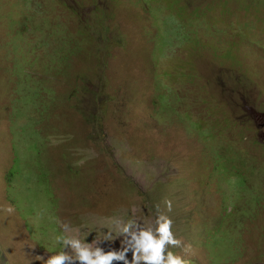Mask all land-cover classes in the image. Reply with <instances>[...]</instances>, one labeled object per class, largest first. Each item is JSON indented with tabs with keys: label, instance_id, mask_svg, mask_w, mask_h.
<instances>
[{
	"label": "rangeland",
	"instance_id": "1",
	"mask_svg": "<svg viewBox=\"0 0 264 264\" xmlns=\"http://www.w3.org/2000/svg\"><path fill=\"white\" fill-rule=\"evenodd\" d=\"M63 1L0 0L3 264L156 205L190 264H264V0H79L96 33L61 55L83 27Z\"/></svg>",
	"mask_w": 264,
	"mask_h": 264
},
{
	"label": "clouds",
	"instance_id": "2",
	"mask_svg": "<svg viewBox=\"0 0 264 264\" xmlns=\"http://www.w3.org/2000/svg\"><path fill=\"white\" fill-rule=\"evenodd\" d=\"M39 149V146H38ZM167 212L172 211V201H163ZM156 214L150 224L138 222L135 219H114L110 230L103 233L102 240L93 239L91 243L81 240L78 235L61 234L56 242L62 251L54 255H37L36 259L43 264H190L184 256L178 255L171 249L180 248L187 255L192 251L190 244L185 245L177 239L172 231L173 221L156 205ZM8 214L14 212L12 206L3 208ZM62 233L77 231L68 223H60ZM120 240L119 250L105 251L100 245L104 242L111 244ZM131 253V259L128 254Z\"/></svg>",
	"mask_w": 264,
	"mask_h": 264
},
{
	"label": "trees",
	"instance_id": "3",
	"mask_svg": "<svg viewBox=\"0 0 264 264\" xmlns=\"http://www.w3.org/2000/svg\"><path fill=\"white\" fill-rule=\"evenodd\" d=\"M66 5H68V6H70L71 7V9H72V11H73V13H74V15L76 16V18L78 19V21L80 22V25H82L83 27L81 28V29H79L78 30V37H77V39L75 38V39H72L71 38V36H68V35H65V36H62L61 38H60V43H61V45H62V50H61V52H59V53H61V55L62 54H66V53H70V54H72L73 53V51L72 50H66L65 48H68L67 47V45H70V46H72V47H74V49L76 50V49H78V47H77V44H76V41L77 40H81L82 38L81 37H85V36H87V35H90L91 33H96V30L94 29V28H92V29H90V26H91V20H90V18H87V17H85L84 15H83V13L80 11V6H82V3L79 1V0H64L63 1ZM175 2H173L172 0H169V5L170 6H176V4H174ZM177 3H181V1L180 2H177ZM183 9L184 8H180V12L182 13V11H183ZM185 10V13L187 12V10L186 9H184ZM196 10V12L198 13V9L196 8L195 9ZM196 15H198V14H196ZM106 17V16H105ZM104 16H100L99 18H105ZM176 25V24H175ZM168 33V32H167ZM166 33V34H167ZM166 34H164V35H161L160 36V43H162V44H164V43H171L172 41H173V39L174 40H176V41H178V42H181V41H183V40H185V39H181V38H177V35L176 34H174L173 36H172V38L170 39L169 37H166V38H164V40H163V37H165L166 36ZM97 35L98 36H95V35H93L92 36V39L93 38H97V37H101V39H105L106 37H102L103 36V34L101 33V32H98L97 33ZM81 36V37H80ZM40 42H42V41H40ZM173 43V42H172ZM171 46H172V44H171ZM79 51H81V49H79ZM64 57H65V55H64ZM87 92L88 93H90L91 95H96L97 94V91H90L89 89L87 90ZM79 105V104H78ZM41 148L39 147V149H38V153H40L41 151ZM18 156H17V159H21V155H20V153L18 152V154H17ZM39 167V166H38ZM226 168H228V166H224V170L226 169ZM18 170V169H17ZM19 174L21 173L20 171H17ZM237 172V171H236ZM226 173V172H225ZM236 177V176H235ZM237 177H239V175L237 174ZM244 184H246V182L244 181L243 182ZM239 184H242V182L240 181L239 182ZM263 200H264V197L262 196V195H258V197L256 198V199H254V202L255 203H257V205L258 206H261L262 205V203H263Z\"/></svg>",
	"mask_w": 264,
	"mask_h": 264
},
{
	"label": "crops",
	"instance_id": "4",
	"mask_svg": "<svg viewBox=\"0 0 264 264\" xmlns=\"http://www.w3.org/2000/svg\"><path fill=\"white\" fill-rule=\"evenodd\" d=\"M5 262H6V256L3 253L1 254V252H0V263L3 264Z\"/></svg>",
	"mask_w": 264,
	"mask_h": 264
},
{
	"label": "bare ground",
	"instance_id": "5",
	"mask_svg": "<svg viewBox=\"0 0 264 264\" xmlns=\"http://www.w3.org/2000/svg\"><path fill=\"white\" fill-rule=\"evenodd\" d=\"M34 111V110H33Z\"/></svg>",
	"mask_w": 264,
	"mask_h": 264
}]
</instances>
